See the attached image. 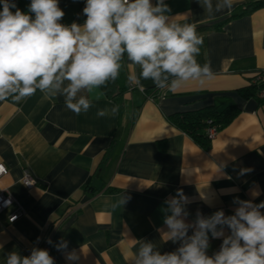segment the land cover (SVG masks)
I'll list each match as a JSON object with an SVG mask.
<instances>
[{
	"label": "crops",
	"instance_id": "obj_1",
	"mask_svg": "<svg viewBox=\"0 0 264 264\" xmlns=\"http://www.w3.org/2000/svg\"><path fill=\"white\" fill-rule=\"evenodd\" d=\"M246 1L232 0L231 10L217 12L220 0H211L207 12L203 0H163L171 10L165 13L168 22L191 23L203 37L197 60L210 64L214 75L202 85L190 81L172 93L149 79L140 81L141 88L128 79L139 77L140 66L125 53V82L132 90L117 101L101 87L78 93L92 103L78 115L66 108L63 95L39 90L20 102L0 101V163L8 170L0 187L24 210L13 222L14 206L0 212V264L12 252L29 256L44 243L52 247L54 264H134L142 243H152L161 254L174 252L180 242L164 234L172 214L167 201L179 199L178 190L186 198L183 219L191 225L198 214L234 215L237 201L264 202V105L235 91L264 71V7L233 17ZM15 3L26 12L30 0ZM85 4L59 0L65 13L60 22L83 25ZM223 101L239 113L210 138L207 149L168 120ZM100 110L107 114L98 116ZM24 170L35 181L30 190L20 183ZM121 198L126 202L113 209ZM208 236L212 256L223 237L213 238L210 231ZM62 241L66 247L58 248ZM73 253L78 259H67Z\"/></svg>",
	"mask_w": 264,
	"mask_h": 264
},
{
	"label": "clouds",
	"instance_id": "obj_2",
	"mask_svg": "<svg viewBox=\"0 0 264 264\" xmlns=\"http://www.w3.org/2000/svg\"><path fill=\"white\" fill-rule=\"evenodd\" d=\"M203 7L211 12V0H203ZM232 7V0H220L215 11ZM170 11L163 0L155 6L151 0H86L83 25L66 26L60 22L65 13L59 0H30L26 12L15 0H0V101L11 97L20 102L39 90L50 97L63 95L66 108L77 115L87 112L91 100L78 93H92L115 81L125 53L140 66L139 77L128 79L141 88L140 81L149 79L155 87L172 93L190 81L202 85L214 75L210 64L197 60L203 37L191 23L168 22L165 13ZM65 81L67 86H63ZM103 95L98 93L96 99ZM118 110L115 106L111 113ZM106 114L105 110L97 112L98 116ZM177 195L179 199L167 201L172 214L165 220L168 231L164 236L180 242V247L161 254L152 243H142L134 264H264V202L237 201L240 206L234 215L225 217L217 211L205 219L198 214L191 225L183 219L186 198L179 190ZM125 202L121 198L112 207ZM189 228H194L191 236ZM209 231L213 238L223 237L212 256L207 254ZM66 245L62 241L58 248ZM67 259L78 257L73 253ZM6 264H54V259L47 250L34 248L29 256L10 253Z\"/></svg>",
	"mask_w": 264,
	"mask_h": 264
},
{
	"label": "trees",
	"instance_id": "obj_3",
	"mask_svg": "<svg viewBox=\"0 0 264 264\" xmlns=\"http://www.w3.org/2000/svg\"><path fill=\"white\" fill-rule=\"evenodd\" d=\"M264 7V0H247L240 11L235 13L233 17L248 14L258 8ZM121 69L119 77L115 81H108L106 85L101 86L105 94L114 101L119 100L125 91L132 88L125 82V74L123 68V58L120 61ZM264 90V81L256 78L245 87L235 90L243 99L254 98L259 104L264 105V94L260 97L261 91ZM147 94V91H144ZM222 102V101H221ZM213 104L204 108L191 111L172 114L168 120L179 130L189 135L198 145L207 149L210 145V138L206 133V128L214 126L217 130L226 127L239 113V109L233 103Z\"/></svg>",
	"mask_w": 264,
	"mask_h": 264
},
{
	"label": "built area",
	"instance_id": "obj_4",
	"mask_svg": "<svg viewBox=\"0 0 264 264\" xmlns=\"http://www.w3.org/2000/svg\"><path fill=\"white\" fill-rule=\"evenodd\" d=\"M263 44H264V39H263ZM256 78L264 81V71H259L255 73ZM130 87L132 88V86L130 85ZM142 90V89H141ZM142 93H144V90L141 91ZM150 99L153 98L152 95L149 96ZM218 130L214 127V126H209L208 128H206V133L208 135L209 138L214 137V135L216 134ZM8 170L5 167V165L3 163H0V179L7 175ZM34 178L33 176L30 174V172L28 170H24L21 178H20V183L21 185L26 189V190H30L33 186H34ZM10 206H14L13 211L11 212L10 216H9V221L13 222L15 220H17L20 216H22L24 214V210L23 208L15 201V199L13 198V196L11 195V193L6 189V188H1L0 187V212L9 208ZM262 212H264V209H261ZM41 249L47 250L50 254V256L52 258H54V253L52 251V247L50 246V244L48 243H44L41 246Z\"/></svg>",
	"mask_w": 264,
	"mask_h": 264
}]
</instances>
